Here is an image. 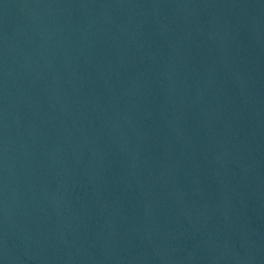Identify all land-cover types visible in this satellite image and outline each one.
Returning a JSON list of instances; mask_svg holds the SVG:
<instances>
[{
    "label": "water",
    "instance_id": "water-1",
    "mask_svg": "<svg viewBox=\"0 0 264 264\" xmlns=\"http://www.w3.org/2000/svg\"><path fill=\"white\" fill-rule=\"evenodd\" d=\"M264 84V0H0V264H223Z\"/></svg>",
    "mask_w": 264,
    "mask_h": 264
}]
</instances>
